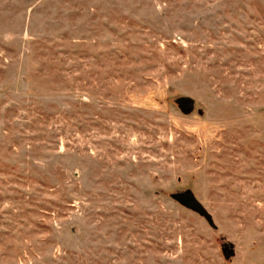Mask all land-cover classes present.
I'll return each mask as SVG.
<instances>
[{
  "label": "rangeland",
  "instance_id": "rangeland-1",
  "mask_svg": "<svg viewBox=\"0 0 264 264\" xmlns=\"http://www.w3.org/2000/svg\"><path fill=\"white\" fill-rule=\"evenodd\" d=\"M0 264H264V0H0Z\"/></svg>",
  "mask_w": 264,
  "mask_h": 264
},
{
  "label": "water",
  "instance_id": "water-1",
  "mask_svg": "<svg viewBox=\"0 0 264 264\" xmlns=\"http://www.w3.org/2000/svg\"><path fill=\"white\" fill-rule=\"evenodd\" d=\"M192 105L193 101L188 98L180 99L178 104L179 108L184 113L191 111ZM171 198L180 206L198 214L199 216L207 220H210V215L206 212L205 208L197 201L191 191L173 194Z\"/></svg>",
  "mask_w": 264,
  "mask_h": 264
}]
</instances>
